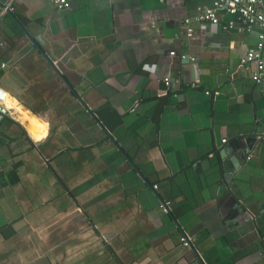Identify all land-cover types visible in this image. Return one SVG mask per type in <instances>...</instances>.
Wrapping results in <instances>:
<instances>
[{"label":"crops","instance_id":"crops-1","mask_svg":"<svg viewBox=\"0 0 264 264\" xmlns=\"http://www.w3.org/2000/svg\"><path fill=\"white\" fill-rule=\"evenodd\" d=\"M211 5L0 18V264H264V91L240 65L260 30L197 22Z\"/></svg>","mask_w":264,"mask_h":264},{"label":"built area","instance_id":"built-area-1","mask_svg":"<svg viewBox=\"0 0 264 264\" xmlns=\"http://www.w3.org/2000/svg\"><path fill=\"white\" fill-rule=\"evenodd\" d=\"M19 0H8L0 12V18L6 14H13L16 10V4ZM55 7L59 10H65L70 7L71 0H52ZM224 14L232 18L224 25L225 30H233L236 28V20L241 22L246 33H251L255 29L260 30V44L249 49L240 60L242 67L254 65L256 72L253 79L264 91V0H212V5L206 8L195 20L202 24H210L212 26L220 25V15ZM190 20L185 23L190 24ZM192 32V28H188ZM175 55V53H172ZM182 59L187 60L186 56ZM190 61L195 62V59L190 58ZM168 86V82H166ZM9 94L6 90L0 87V121L5 119L10 112L8 103ZM157 189V186L155 187ZM170 204H165L162 207L164 212H168ZM181 244L185 248L191 247V240L188 237L181 238Z\"/></svg>","mask_w":264,"mask_h":264},{"label":"bare ground","instance_id":"bare-ground-1","mask_svg":"<svg viewBox=\"0 0 264 264\" xmlns=\"http://www.w3.org/2000/svg\"><path fill=\"white\" fill-rule=\"evenodd\" d=\"M8 101H9V98H8ZM30 132H31V135L33 136V133H32V131L31 130H29ZM156 187V186H155ZM156 189V188H155ZM157 189H158V187H157ZM186 237V236H185ZM191 246H192V244H191Z\"/></svg>","mask_w":264,"mask_h":264}]
</instances>
